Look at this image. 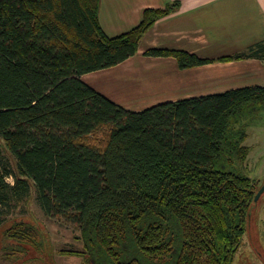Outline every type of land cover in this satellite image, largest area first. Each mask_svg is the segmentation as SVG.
<instances>
[{
  "label": "trees",
  "instance_id": "16d2710c",
  "mask_svg": "<svg viewBox=\"0 0 264 264\" xmlns=\"http://www.w3.org/2000/svg\"><path fill=\"white\" fill-rule=\"evenodd\" d=\"M100 0H0V206L34 185L45 214L78 226L80 264H232L257 193L245 174L247 126L264 110V86H246L127 109L81 75L135 55L168 9L109 36ZM216 59L171 48L180 69ZM14 183L9 185L6 176ZM3 217L0 208V225ZM5 236L38 246L36 227ZM63 252V253H64Z\"/></svg>",
  "mask_w": 264,
  "mask_h": 264
},
{
  "label": "crops",
  "instance_id": "0c3cea01",
  "mask_svg": "<svg viewBox=\"0 0 264 264\" xmlns=\"http://www.w3.org/2000/svg\"><path fill=\"white\" fill-rule=\"evenodd\" d=\"M145 8L168 11L144 34L137 53L115 66L81 75L83 81L93 78L86 83L110 100L138 111L166 101L264 86V0H100L101 26L109 36L124 33L140 22ZM150 48L181 49L209 59L235 56L250 48L256 54L180 69L173 57L145 55ZM152 68L159 70V78L152 79L155 89L146 93L150 97H143L139 106L131 104L137 92L126 100L110 92L113 78L135 79ZM104 71L117 74L107 75V88L102 90L92 76Z\"/></svg>",
  "mask_w": 264,
  "mask_h": 264
},
{
  "label": "rangeland",
  "instance_id": "374dc122",
  "mask_svg": "<svg viewBox=\"0 0 264 264\" xmlns=\"http://www.w3.org/2000/svg\"><path fill=\"white\" fill-rule=\"evenodd\" d=\"M158 71L157 68L146 70L144 75L135 79L113 78L109 83V90L112 95L124 100L137 92L132 97L131 104L132 106H139L143 97H150V94L146 95V93L155 89L152 79L159 78ZM112 73L113 71H104L97 75L94 74L92 76L95 78L93 81L98 82V85L101 84L99 88L105 90L107 88V75L115 76L117 74V72ZM85 79L89 81L93 78L86 77ZM256 120L247 126V139L244 143L250 147V152L247 160L248 168L244 172L255 181L256 189L260 190L264 187V110L261 111L259 118H256ZM14 163L13 155L1 146L0 167L6 166L7 169L11 170ZM6 182L12 185L14 178L7 175ZM0 208L3 217L0 225V264L80 263V256L64 252L65 250H83L82 242L77 238L79 235L78 226L67 218L45 214L37 199L33 184H31L25 197L19 199L11 197L9 203L2 204ZM16 221H24L36 227L40 234V237L38 235L36 240L40 242V238L43 239L41 249L36 250L33 246L28 245V252L24 254L8 248L14 246L15 249L20 248L17 247V238L7 237L4 234L8 226ZM6 245L7 247L4 248ZM232 264H264V191L257 200L252 202L249 208L246 216V232Z\"/></svg>",
  "mask_w": 264,
  "mask_h": 264
},
{
  "label": "flooded vegetation",
  "instance_id": "af4514ba",
  "mask_svg": "<svg viewBox=\"0 0 264 264\" xmlns=\"http://www.w3.org/2000/svg\"><path fill=\"white\" fill-rule=\"evenodd\" d=\"M42 238V237H41ZM40 238V244L38 245V246H33L34 248H36V250L37 249H39L41 246H42V241H43V239H41ZM17 243H18V246L17 247H20L19 249H15L14 247H8V248H11V249H13L14 251H16V252H18V251H20V252H22V253H24V254H27V252H28V245H31V244H28V245H26L27 243L26 242H23V241H20L19 239L17 240ZM8 245V244H7ZM7 245L6 246H4V248L5 247H7ZM20 245V246H19ZM32 246V245H31ZM41 249V248H40ZM80 264V263H79Z\"/></svg>",
  "mask_w": 264,
  "mask_h": 264
},
{
  "label": "water",
  "instance_id": "95a60500",
  "mask_svg": "<svg viewBox=\"0 0 264 264\" xmlns=\"http://www.w3.org/2000/svg\"><path fill=\"white\" fill-rule=\"evenodd\" d=\"M263 191H264V187H262L260 190L257 191L254 199L257 200L260 197V195L262 194Z\"/></svg>",
  "mask_w": 264,
  "mask_h": 264
}]
</instances>
